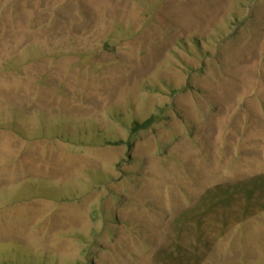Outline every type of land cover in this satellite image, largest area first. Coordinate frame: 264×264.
Listing matches in <instances>:
<instances>
[{"label":"rangeland","instance_id":"374dc122","mask_svg":"<svg viewBox=\"0 0 264 264\" xmlns=\"http://www.w3.org/2000/svg\"><path fill=\"white\" fill-rule=\"evenodd\" d=\"M0 264H264V0H0Z\"/></svg>","mask_w":264,"mask_h":264},{"label":"trees","instance_id":"16d2710c","mask_svg":"<svg viewBox=\"0 0 264 264\" xmlns=\"http://www.w3.org/2000/svg\"><path fill=\"white\" fill-rule=\"evenodd\" d=\"M158 120L151 116L149 118H147L146 120H144L143 122L141 123H138V124H135L133 127H132V131L133 133H136L137 131L139 130H146L148 129L152 124L156 123Z\"/></svg>","mask_w":264,"mask_h":264}]
</instances>
